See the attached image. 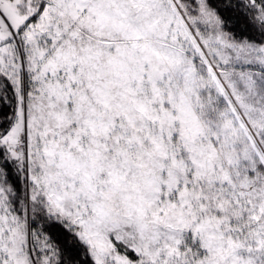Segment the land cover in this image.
I'll return each mask as SVG.
<instances>
[{"label": "snow or ice", "instance_id": "6c2138e0", "mask_svg": "<svg viewBox=\"0 0 264 264\" xmlns=\"http://www.w3.org/2000/svg\"><path fill=\"white\" fill-rule=\"evenodd\" d=\"M0 264H264V0H0Z\"/></svg>", "mask_w": 264, "mask_h": 264}]
</instances>
